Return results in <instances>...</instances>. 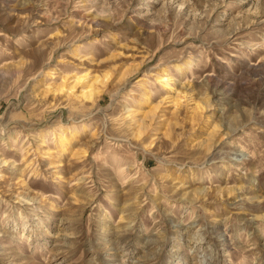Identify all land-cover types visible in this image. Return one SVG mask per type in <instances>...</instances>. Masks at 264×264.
I'll return each instance as SVG.
<instances>
[{
    "label": "rangeland",
    "instance_id": "obj_1",
    "mask_svg": "<svg viewBox=\"0 0 264 264\" xmlns=\"http://www.w3.org/2000/svg\"><path fill=\"white\" fill-rule=\"evenodd\" d=\"M0 264H264V0H0Z\"/></svg>",
    "mask_w": 264,
    "mask_h": 264
},
{
    "label": "bare ground",
    "instance_id": "obj_2",
    "mask_svg": "<svg viewBox=\"0 0 264 264\" xmlns=\"http://www.w3.org/2000/svg\"><path fill=\"white\" fill-rule=\"evenodd\" d=\"M104 77H105V79H108L109 75H105ZM207 77H208L207 81L211 85H213L216 89H219V90L220 89H223V90L225 89L226 83L224 81H222V80H220V79H218V78H216V77H214L212 75H209ZM220 93H221V91H220ZM222 93H223V91H222ZM85 95L86 96H90V95H92V92L91 91H87Z\"/></svg>",
    "mask_w": 264,
    "mask_h": 264
}]
</instances>
